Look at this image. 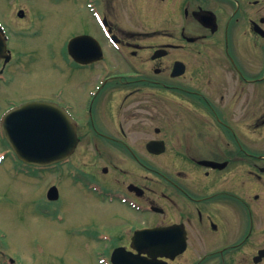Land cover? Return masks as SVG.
<instances>
[{"label": "flooded vegetation", "instance_id": "af4514ba", "mask_svg": "<svg viewBox=\"0 0 264 264\" xmlns=\"http://www.w3.org/2000/svg\"><path fill=\"white\" fill-rule=\"evenodd\" d=\"M7 5L0 25L9 58L0 56V84L11 82L5 70L17 64L16 51L9 44L11 35L36 33L32 9L17 6L10 11L13 4L8 0ZM97 5L108 38L117 45L112 48L105 37L104 61L108 62L107 47L115 57L127 54L136 59L131 74L111 73L102 82H94L96 62L78 64L67 56L69 70L62 72L64 77L85 79L86 87L68 90L61 84L50 95L8 100L7 106L55 101L76 123L83 118L85 125L77 124L79 142L72 155L87 138L89 148H84L107 159L106 179L101 183L105 203L112 192L121 194L132 212L154 209V221L111 232L113 247L135 253L130 241L136 229L174 226L184 234L185 249L173 259L156 256L158 263L264 264L263 256L254 260L264 248V143L255 145V136L259 142L260 134L264 137L259 129L264 128V0H105ZM142 40L151 43L142 45ZM144 46L148 51L141 54ZM189 49L195 57L188 56ZM154 53L160 55L153 57ZM176 61L184 63V71L172 77ZM174 88L196 95L185 100L202 108L204 126H198L194 134L184 133L188 124L180 127L183 139L175 151L181 167L168 171L158 193L157 170L136 155L133 142L126 141L125 103L138 98L147 104L158 89ZM6 109L0 108V116ZM105 110L110 120L106 130ZM0 149L6 157L13 155L1 132ZM121 157L129 158L131 166L116 164ZM139 167L149 174L139 172ZM15 255L0 248V264H29Z\"/></svg>", "mask_w": 264, "mask_h": 264}, {"label": "rangeland", "instance_id": "374dc122", "mask_svg": "<svg viewBox=\"0 0 264 264\" xmlns=\"http://www.w3.org/2000/svg\"><path fill=\"white\" fill-rule=\"evenodd\" d=\"M87 1L93 0H10L13 4L10 11L17 6L32 7V14L37 17L32 18L36 33L31 36L11 35L9 44L16 51L14 59L17 64L16 67L11 65L5 70V76H11V82L0 84L1 109L10 105L9 102L14 103L31 95H50L61 84L68 90L87 86L85 79L74 77L68 80L62 73L69 70L65 45L72 33L89 30L98 35V26L84 6ZM7 6V0H0V15ZM139 43L148 45L151 42L142 40ZM107 48L109 56L106 61L112 68L105 64L102 66V62L96 63L93 68L95 77L103 76L105 71H124L129 68L130 64L115 57L111 48ZM141 49V54L148 51L145 46ZM189 55L195 57L196 53L189 49ZM131 61V66L135 67L136 59ZM186 97L176 91H158L151 100V106L145 105L142 100L141 104L138 103L136 98L125 104L124 124L125 131L128 132L126 141L133 142V147L145 164L156 166L158 193L165 186L163 176L168 171L181 167L182 160L175 151L178 141L183 139L180 127L185 123V128L188 124L184 133L194 134L198 131V126H204V121H200L205 118L202 117V108L194 104L188 107V102L184 101ZM106 116L105 110V130L110 125ZM79 120V125H85L83 118ZM175 124L177 130L174 129ZM155 127L159 129L158 132L154 131ZM260 135L261 142L255 136V145H263L264 137L263 134ZM151 138L165 141V151L155 157L147 155L144 148V143ZM86 142L87 138H84L73 159V164H77L78 179L83 182L90 179L87 169L90 170L95 165L100 168L107 161L103 155L98 156L91 150L88 152L84 148L85 145L88 147ZM127 160L129 158L125 160L121 157L116 164L131 166L132 161ZM62 166L56 165L57 169H61L58 172L53 171L56 168H52L41 176L14 177L10 162L0 164V231L3 232L0 248L8 254L23 256L29 264H104L98 259L105 257L107 253L105 239L95 240V233L105 234V230L117 232L128 224L155 220L149 213H145L146 216L135 213L122 204L105 205L100 198L86 193L84 187L71 180L68 174L71 175L72 171L66 169V165ZM138 170L144 172L143 168L139 167ZM100 175L98 173L97 176L100 178ZM102 178L106 179V175ZM50 184L57 185L59 189V197L53 202L45 198V189ZM42 209L52 215L41 214Z\"/></svg>", "mask_w": 264, "mask_h": 264}, {"label": "water", "instance_id": "95a60500", "mask_svg": "<svg viewBox=\"0 0 264 264\" xmlns=\"http://www.w3.org/2000/svg\"><path fill=\"white\" fill-rule=\"evenodd\" d=\"M67 50L80 62L101 58V49L97 41L88 35L71 38ZM0 127L18 158L34 165H45L64 159L77 141L75 125L66 112L61 107L47 102H30L13 108L2 116ZM164 148L163 141L155 140L148 144V150L153 153H160ZM47 197L49 199L57 197L55 186L49 188ZM175 231L178 229L169 227L140 230L135 232L133 242L141 243L139 246L136 244L139 252L149 251L154 243V237L164 238L167 234L170 237ZM121 249L117 248L112 252V260L116 264H156L145 260L144 257L125 255L120 252ZM176 250L182 251L180 248Z\"/></svg>", "mask_w": 264, "mask_h": 264}]
</instances>
